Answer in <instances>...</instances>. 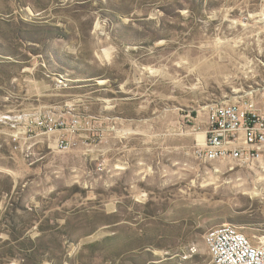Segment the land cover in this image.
I'll return each mask as SVG.
<instances>
[{"label": "rangeland", "instance_id": "obj_1", "mask_svg": "<svg viewBox=\"0 0 264 264\" xmlns=\"http://www.w3.org/2000/svg\"><path fill=\"white\" fill-rule=\"evenodd\" d=\"M264 110V0H0V264H211L264 233V153H201ZM252 239V238H251Z\"/></svg>", "mask_w": 264, "mask_h": 264}, {"label": "built area", "instance_id": "obj_2", "mask_svg": "<svg viewBox=\"0 0 264 264\" xmlns=\"http://www.w3.org/2000/svg\"><path fill=\"white\" fill-rule=\"evenodd\" d=\"M204 133L205 159L253 164L264 153V110L253 102L212 103ZM203 240L211 264H264V233L249 237L234 224L222 223L207 229Z\"/></svg>", "mask_w": 264, "mask_h": 264}]
</instances>
